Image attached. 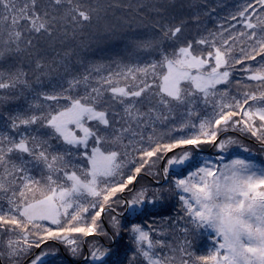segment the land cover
I'll return each mask as SVG.
<instances>
[{
    "label": "rangeland",
    "instance_id": "1",
    "mask_svg": "<svg viewBox=\"0 0 264 264\" xmlns=\"http://www.w3.org/2000/svg\"><path fill=\"white\" fill-rule=\"evenodd\" d=\"M14 1L21 11L7 10ZM112 2L118 12L110 14V31L122 43L107 45L97 75L83 87L74 84L63 106L38 87L30 90L35 124L0 118V264H264V209L256 213L264 196L254 184L233 178L241 171L213 181L211 171L205 173L200 185H185L183 203L173 183L198 163L200 151L226 160L261 157L264 164V64L253 60L257 54L264 61V0H235L239 13L255 2L254 12L238 19L246 30L238 29L225 53L204 55L186 46L193 29L158 28L164 0L152 15V5L140 0ZM27 7L24 0H0L3 56L23 46L10 36L23 32L24 38L30 30L17 29L30 17ZM235 7L224 14L234 17ZM220 16L203 22L222 23ZM28 20L45 32L42 20ZM206 32L201 46L220 37ZM226 32L232 38L235 29ZM171 40L180 50L167 48ZM8 72L0 69V76L8 79ZM192 210L216 233L227 240L230 235L231 250L215 256L211 238L198 234Z\"/></svg>",
    "mask_w": 264,
    "mask_h": 264
},
{
    "label": "trees",
    "instance_id": "2",
    "mask_svg": "<svg viewBox=\"0 0 264 264\" xmlns=\"http://www.w3.org/2000/svg\"><path fill=\"white\" fill-rule=\"evenodd\" d=\"M24 1L29 6L27 8L31 9L29 13L30 17L27 19L22 18V20L18 21L17 29L30 28V30L25 32L24 38L23 32L11 33L12 36H10V38L19 40L20 45L23 46L18 52L14 54L10 53L9 56H3L4 54L0 53V69H8L10 76H8V79L0 76V99L2 101L0 102L2 103L0 106V118L6 117L10 119L9 122L11 123L12 116L17 120V124L19 122L28 123L29 121L35 124L38 119V113L34 110L36 107L35 103L27 101L28 92L38 87L40 89L38 93L45 96L44 98H59L63 101L61 106L69 103L71 100L69 93L73 90L74 84L75 86L83 87L94 75H97V69H100L104 60H106L105 49H109L107 45L109 44L113 47L119 46L122 43L120 42L122 36L110 31L112 30V15L110 14L118 12L112 0ZM140 1L148 6L152 5L149 9L151 11L150 15H152L154 13V6L158 0ZM226 1L227 5L221 6L216 0H197V4L189 6L185 0H164V4L161 5L159 11V17L162 20H159V23H157L158 28L163 30L171 26L180 31L193 29L194 32L190 35L193 40L186 45L190 50L197 48L196 51L198 53L203 52V55L207 50L225 53L229 40L239 37L236 36L237 32L242 30L239 28L246 30V26H240L238 22L240 14H243L246 20V16L251 15L254 12L253 9H256L255 2H249L242 7L244 11L239 13L240 9H238L239 7H237L235 0ZM14 2L16 3L5 4L7 10L14 11L21 9L18 1ZM233 6H236L235 8L237 9H235L236 11L234 10V17H231V14H224L227 9ZM217 14L224 16H220L222 23L217 24L209 20L208 22H203L207 17L210 18ZM28 19H36L35 23L42 20L45 23V32L32 29L31 27L34 24L29 23ZM248 21L249 24L255 22L253 20ZM147 25V27H150V23H147ZM226 29L230 34L235 29L234 35L231 34L232 38L228 37ZM207 30L220 37H218V40H214L213 38L209 46H201L199 39L207 37ZM30 36L33 38H30ZM13 41H10V43ZM11 46L13 45L11 44ZM168 46L172 49L180 50L172 40L167 43V48ZM191 46H198L202 51L198 47ZM263 51L264 49L261 50V53ZM255 58L258 61L262 60V64H264L263 59L259 55L255 54L253 60ZM237 60L239 59L237 58ZM29 104L32 105L28 107ZM251 120H253V114ZM172 153L165 158L164 163L168 162V158ZM197 156L198 163H194V166H191V169L186 171L185 174L174 179V187L181 203H183V197L185 196L183 190L185 185L194 184L195 181H198V185H200L203 181H201V176L210 171L212 178L217 174L220 175L229 171H241L240 177L235 176L233 178H236V181L243 179V181L251 185L254 184V191L258 196H261V194L262 197L264 196V164L259 161L261 157L251 160L247 156L242 158L232 156L229 160H226V156L206 154L204 151L198 152ZM236 163L247 164V166L242 165V167L236 168L234 165ZM214 168H216L215 171H212ZM241 168L242 170H240ZM193 189L195 188L192 187ZM198 192L199 188L197 187ZM116 203L123 205L122 201ZM118 207L115 208L117 209ZM259 207L261 209L260 214H262V210L264 209L263 204H259L256 211L257 215H259ZM189 213L193 224L197 226L198 234L211 238L208 240V243L211 241L214 243L215 256L222 252L224 247H230L231 250L230 235L227 240L225 234L222 233L224 235L223 239L221 233H216L212 227H208L202 223V219L195 214L197 212L192 210ZM142 224L144 223L141 222L140 226ZM107 233L109 232L107 231ZM234 236L236 239L239 236L238 232ZM94 237L98 238L96 235ZM86 238L92 237L88 236ZM143 240L146 244L150 243L149 239L145 236ZM145 253L146 256H149V252ZM157 258L153 255V259ZM217 263L220 262L215 261L213 264Z\"/></svg>",
    "mask_w": 264,
    "mask_h": 264
},
{
    "label": "water",
    "instance_id": "3",
    "mask_svg": "<svg viewBox=\"0 0 264 264\" xmlns=\"http://www.w3.org/2000/svg\"><path fill=\"white\" fill-rule=\"evenodd\" d=\"M171 167H172V165H169V166L167 167L168 172H169V170L171 169ZM132 215H133V214H132Z\"/></svg>",
    "mask_w": 264,
    "mask_h": 264
}]
</instances>
